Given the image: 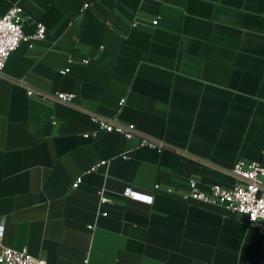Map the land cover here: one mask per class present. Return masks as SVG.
<instances>
[{
	"label": "crops",
	"instance_id": "crops-1",
	"mask_svg": "<svg viewBox=\"0 0 264 264\" xmlns=\"http://www.w3.org/2000/svg\"><path fill=\"white\" fill-rule=\"evenodd\" d=\"M14 3L26 34L38 21L46 34L0 72L3 243L48 264H264L245 214L183 198L188 178L229 183L238 160L264 164V0H0V16ZM91 112L166 147L93 134Z\"/></svg>",
	"mask_w": 264,
	"mask_h": 264
},
{
	"label": "built area",
	"instance_id": "built-area-1",
	"mask_svg": "<svg viewBox=\"0 0 264 264\" xmlns=\"http://www.w3.org/2000/svg\"><path fill=\"white\" fill-rule=\"evenodd\" d=\"M89 3L83 5L82 11L88 7ZM27 16L23 8L14 3L8 11L0 16V72L3 71L10 54L16 50L22 42H32L34 39L45 37L46 26L36 22V31L33 34L24 32V22ZM158 19L153 20L156 24ZM86 61V59H85ZM65 68L62 72H66ZM35 90L28 86L27 93H37L45 100L72 101L74 93L63 91L47 92ZM124 99L120 100L122 104ZM90 122L94 126L93 134L101 131L115 132L116 134L129 139L138 136L139 146H149L157 149L166 147L161 139L149 136L139 130L134 122H123L114 116H107L99 112L90 113ZM89 136L90 133H85ZM125 157V154H122ZM105 162L102 160L100 163ZM100 163L92 166L96 169ZM232 181L229 183H212L205 187L194 178H188L189 189L183 194V198L203 202L210 205H219L227 208L231 213H242L247 216V223L264 234V164L257 160H238L229 170ZM81 177L79 176L72 184L78 186ZM160 188L159 182L154 184V189ZM171 192L172 189H167ZM123 194L127 197L152 202L153 194L137 190L131 186L125 188ZM108 199L101 196V202ZM106 212H103L105 214ZM4 226L0 224V264H48L47 259L42 256L32 254L27 246L14 248L3 243ZM83 264H86L83 263Z\"/></svg>",
	"mask_w": 264,
	"mask_h": 264
}]
</instances>
